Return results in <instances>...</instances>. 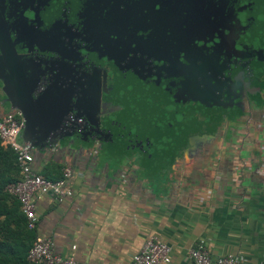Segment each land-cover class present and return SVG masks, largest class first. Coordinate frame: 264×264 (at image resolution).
<instances>
[{
	"label": "flooded vegetation",
	"instance_id": "obj_1",
	"mask_svg": "<svg viewBox=\"0 0 264 264\" xmlns=\"http://www.w3.org/2000/svg\"><path fill=\"white\" fill-rule=\"evenodd\" d=\"M0 40L8 51L0 62L20 63L9 73L1 65L7 93L25 94L24 62L43 77L38 91H52L55 70V91L71 93L74 108L93 111L101 98L105 112L103 124L92 117L94 126L72 114V137L147 155L152 129L190 140V119L162 129L161 107L197 103L196 113L214 121L264 95L256 85L264 79V0H0Z\"/></svg>",
	"mask_w": 264,
	"mask_h": 264
},
{
	"label": "crops",
	"instance_id": "obj_2",
	"mask_svg": "<svg viewBox=\"0 0 264 264\" xmlns=\"http://www.w3.org/2000/svg\"><path fill=\"white\" fill-rule=\"evenodd\" d=\"M256 85L264 90V79ZM4 98L0 116L11 112ZM263 104L259 94L245 111L221 110L214 121L194 116L184 130L189 141H173L167 129L163 142L152 129L149 155L74 137L34 149L32 168L42 177L71 169L65 188L72 193L35 196L36 234L81 264H132L149 238L170 246L161 264H193L189 250L199 243L212 256L264 264ZM6 202L14 208L12 198Z\"/></svg>",
	"mask_w": 264,
	"mask_h": 264
},
{
	"label": "built area",
	"instance_id": "obj_3",
	"mask_svg": "<svg viewBox=\"0 0 264 264\" xmlns=\"http://www.w3.org/2000/svg\"><path fill=\"white\" fill-rule=\"evenodd\" d=\"M24 121L20 112L6 113L0 116V141L5 147L14 150L19 167V178L7 184L6 192L15 197L26 217L27 228L36 230L38 218L35 213V196L47 192L55 193L59 200L72 193L65 188L66 178L71 169L65 167L58 179L45 178L32 168L34 147L21 139ZM193 264H241L232 255L212 256L203 245L197 244L189 250ZM27 259L34 264H81L73 258H64L55 253L54 243L50 238L35 236L27 253ZM170 261V246L157 238H149L142 249L132 257V264H161Z\"/></svg>",
	"mask_w": 264,
	"mask_h": 264
},
{
	"label": "water",
	"instance_id": "obj_4",
	"mask_svg": "<svg viewBox=\"0 0 264 264\" xmlns=\"http://www.w3.org/2000/svg\"><path fill=\"white\" fill-rule=\"evenodd\" d=\"M8 43L11 47H9V50L16 54L14 44L10 41ZM7 53L8 51L1 46L0 40V58L5 57ZM2 64L4 70L9 73L12 70V66H18L20 63L0 62V68ZM24 64L28 74L21 79L25 87V94L23 95L19 94L18 91L14 95L7 93V82L3 75H0V92L5 95L3 103L9 105L11 113L20 112L23 118L24 128L21 133L23 142L30 143L34 149L40 151L50 149L65 138L72 137L73 133L76 132L71 123L72 114L74 113L75 117H84L92 126L96 123L92 122L93 116L96 117L98 122L103 124L102 120L105 112L101 110V98L93 99V111H78V108H74L76 99L71 93L61 94L55 91L56 78L59 77L58 72L52 70L55 72L56 77L49 81V87H51L50 90L52 91H38L40 81L43 79L42 75L33 77L31 75L32 67L34 66L32 62H24ZM197 97L200 98L198 95ZM27 102L29 106L26 105ZM69 120L70 122L66 123Z\"/></svg>",
	"mask_w": 264,
	"mask_h": 264
},
{
	"label": "trees",
	"instance_id": "obj_5",
	"mask_svg": "<svg viewBox=\"0 0 264 264\" xmlns=\"http://www.w3.org/2000/svg\"><path fill=\"white\" fill-rule=\"evenodd\" d=\"M19 175L14 150L3 146L0 141V264H34L28 261L27 253L36 230L27 228L19 201L5 190L7 184L16 181ZM9 198L13 199V209L6 202Z\"/></svg>",
	"mask_w": 264,
	"mask_h": 264
},
{
	"label": "rangeland",
	"instance_id": "obj_6",
	"mask_svg": "<svg viewBox=\"0 0 264 264\" xmlns=\"http://www.w3.org/2000/svg\"><path fill=\"white\" fill-rule=\"evenodd\" d=\"M149 100H151V98H149ZM128 101L130 102V100H128ZM132 104L133 105H130V107L132 106L131 108H133V111H135L138 108L137 107L138 105L135 106L134 105L135 103H132ZM187 108H189V109H187ZM198 110H199V108H197V103H193V106L189 105L188 107H186V109L181 108L177 105H175V106L170 105V106L161 107L160 109H158V112H157L159 117H160V119H159L160 120V126H162L165 123L175 124L179 121L184 120V118L188 120V119L194 118V116H201L200 113H198V114L196 113V111H198ZM169 112H173V113L170 114ZM125 113L131 114L132 112L125 111ZM165 127L162 126V129ZM161 131H162L161 134H163L162 140H163V142H166L168 139V136L167 135L164 136V132H165L164 130H161Z\"/></svg>",
	"mask_w": 264,
	"mask_h": 264
}]
</instances>
